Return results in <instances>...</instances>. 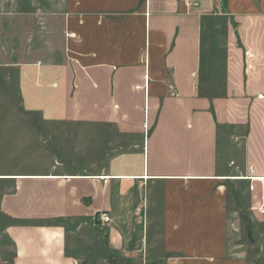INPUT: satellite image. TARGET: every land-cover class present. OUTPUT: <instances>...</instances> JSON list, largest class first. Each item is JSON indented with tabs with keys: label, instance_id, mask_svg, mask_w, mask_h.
I'll return each mask as SVG.
<instances>
[{
	"label": "crops",
	"instance_id": "crops-1",
	"mask_svg": "<svg viewBox=\"0 0 264 264\" xmlns=\"http://www.w3.org/2000/svg\"><path fill=\"white\" fill-rule=\"evenodd\" d=\"M19 2L0 11V264L263 262L264 0H65L60 58L50 38L33 51L55 14ZM20 113L108 163L11 167L43 134L5 122Z\"/></svg>",
	"mask_w": 264,
	"mask_h": 264
},
{
	"label": "rangeland",
	"instance_id": "rangeland-1",
	"mask_svg": "<svg viewBox=\"0 0 264 264\" xmlns=\"http://www.w3.org/2000/svg\"><path fill=\"white\" fill-rule=\"evenodd\" d=\"M15 0H0V11H7L9 9L12 10V4L14 3ZM17 1V0H16ZM20 1L19 3H21L22 5H20V9L22 11H25L26 14L31 15L32 12H39L41 11V13H53L55 14L54 16L49 17V21L45 22V23H41L42 24V29H44V26L49 25L50 29L49 32L47 30V32H43V35H45V38H43L42 40H38L39 36H36V42L38 43V45L33 48V51L37 52L38 48L42 46L41 48V56H44V46L43 43L45 41L46 38H50L52 39V41L55 43V47L57 49L56 54H58V57L60 58L62 53L64 52L65 46H64V37H65V20H64V16H65V0H52V5H50L48 3V6L46 5L47 3L45 2H49L47 0H42L41 2V7L42 9H40L38 5H35V2L37 0H18ZM32 27V22H27L25 27H20V29H24V34L25 36L28 34V32L31 30ZM40 35H42L40 33ZM56 54H52L53 57L56 56ZM17 121L13 120V118L7 120L6 119V123H8L9 125H13L16 124L17 126L20 127H38L43 129V134H42V138H39V135L37 133L35 134H25L23 135V137H26V144L24 146H20V156H16V155H11L13 157H9L8 161L11 167H17L19 165H21L22 163H19V157H24L28 160H34V157H38V159L36 158V161H41L42 162H46V161H56L59 163H63L65 166L64 168L68 169V170H73V171H78L81 170V162H85V161H90V167H89V171L90 170H99L104 168V164L108 163L109 160V155L112 153V149H108L105 147H108L109 145L107 144H102L103 150L99 151V150H85L86 156L84 157L82 155V134L78 133L75 135H71L73 136L74 141L77 140V142H75V144L72 146L73 149L71 148V146H69V144H66L65 142V131H66V127L68 125V123H50L47 122L43 119H39V117L37 116H33L31 114H26V113H20L19 115H17ZM76 126H79V128H81L80 126L82 125L81 122L76 123ZM48 128H52L55 130L56 133H46ZM51 130V129H50ZM12 136V135H9ZM14 136H19V135H14ZM96 136V135H95ZM28 137H30V139L28 140ZM92 137V135H91ZM108 138L111 139L112 138V134L107 136V135H103L102 138ZM90 139V138H89ZM94 139V137H93ZM95 140V139H94ZM71 140H69L68 142L70 143ZM73 142V141H72ZM90 143H91V139H90ZM18 145L16 144L14 147L11 144V146L9 147V149L12 151L14 150L13 148H17ZM72 150V151H70ZM15 152V151H14ZM108 155V157H107ZM89 156V157H87ZM52 159V160H51ZM24 160V159H23ZM27 161V160H24ZM5 163V162H3ZM8 183H4L2 185V183L0 182V190H7V185ZM155 189H159L158 186H154ZM101 214L99 216H97V220L101 219L100 218ZM139 216V218H138ZM137 216V220L138 219L141 221L140 219V215ZM244 217L247 218L246 214H243ZM237 217V215L235 216V218ZM74 220H77L76 223L77 225H79V222L81 218H76ZM9 221H11V219L5 215L4 213H2L0 211V250L3 248L4 251L8 250V256H10L12 250H11V246L8 245V248H5L6 246V240L5 237L3 235H1L2 233V228L1 226L7 224ZM95 220H92V222ZM100 221V220H99ZM104 221V220H102ZM110 221V220H109ZM60 222H69L67 220H60ZM74 224V223H72ZM235 232V238L237 237V241L235 242H241L242 241V237L244 235V231L242 230V228L239 227L237 229L234 230ZM237 235V236H236ZM238 244V243H237ZM2 245H4V247H2ZM239 245V244H238ZM235 245V249L237 250H241L240 246ZM2 249V252H3ZM10 259V258H9ZM81 263L84 264L85 260L82 259ZM258 264H264L263 262H258Z\"/></svg>",
	"mask_w": 264,
	"mask_h": 264
},
{
	"label": "built area",
	"instance_id": "built-area-1",
	"mask_svg": "<svg viewBox=\"0 0 264 264\" xmlns=\"http://www.w3.org/2000/svg\"><path fill=\"white\" fill-rule=\"evenodd\" d=\"M100 218H101V220H104V221H109L110 220L109 216L107 214H105V213H102Z\"/></svg>",
	"mask_w": 264,
	"mask_h": 264
},
{
	"label": "bare ground",
	"instance_id": "bare-ground-1",
	"mask_svg": "<svg viewBox=\"0 0 264 264\" xmlns=\"http://www.w3.org/2000/svg\"><path fill=\"white\" fill-rule=\"evenodd\" d=\"M0 177H6V176H0Z\"/></svg>",
	"mask_w": 264,
	"mask_h": 264
}]
</instances>
